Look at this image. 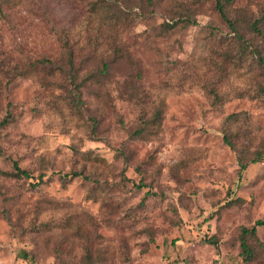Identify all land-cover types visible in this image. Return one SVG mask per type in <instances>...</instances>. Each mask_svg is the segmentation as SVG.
<instances>
[{"label": "rangeland", "instance_id": "1", "mask_svg": "<svg viewBox=\"0 0 264 264\" xmlns=\"http://www.w3.org/2000/svg\"><path fill=\"white\" fill-rule=\"evenodd\" d=\"M231 13L264 45V0ZM244 46L216 0H0V264H264V225L242 247L264 220Z\"/></svg>", "mask_w": 264, "mask_h": 264}, {"label": "trees", "instance_id": "2", "mask_svg": "<svg viewBox=\"0 0 264 264\" xmlns=\"http://www.w3.org/2000/svg\"><path fill=\"white\" fill-rule=\"evenodd\" d=\"M235 0H216V8L217 10L220 12L221 16L225 19V21L229 24L230 28L232 29V31L236 34L237 38L239 39V41H241V44H245V46L243 47V51L246 52L247 49H250V52L253 54L254 57L258 58V62L261 68L264 69V45L261 43L260 44H256L253 42V40L251 38H246L245 34L242 33V31L240 30V25H239V19L233 17L231 14V6H233ZM96 3L98 4V1H96ZM102 6V5H101ZM96 9V8H95ZM119 18L118 14L116 13H112V12H108L106 14V20L109 24L111 23H115L117 21V19ZM184 20H186L187 22H196L195 20L191 21V19L189 17H185ZM263 21L262 20H256L253 23H251V30L253 32H255L256 37L262 38V42L264 41V32L260 26V23ZM178 24V22H174V23H164L163 24V28L165 30H170L172 28H174L176 25ZM66 43V42H65ZM68 49H69V61L71 66H75V62H76V54H75V50L69 46V43H66ZM99 46V42H95V46H94V50H96V47ZM108 68V64L106 63L104 65V71L107 70ZM23 75H26L25 73H22ZM27 74H33V73H27ZM93 76H95L93 74ZM238 115L237 114H232L230 117L232 119L236 118ZM9 122V117H5L2 121H0V125H4L7 124ZM2 153V148L0 146V154ZM14 166L16 169V172L20 175H26V176H30V173L28 170L23 169L19 163L17 161L14 162ZM246 165L242 164V168L245 169ZM83 173H74L75 176L78 175H82ZM264 225V220H258L256 222V224L252 227V228H244L242 231V247H243V251L245 254V258L246 260H250L251 258H253L254 256V249L252 248L251 244L247 241V237H255L256 236V232H257V226H261ZM209 242H213V241H209ZM214 244L217 243L216 241L213 242ZM28 258V255L26 256ZM32 264H35V261L33 258H30Z\"/></svg>", "mask_w": 264, "mask_h": 264}]
</instances>
